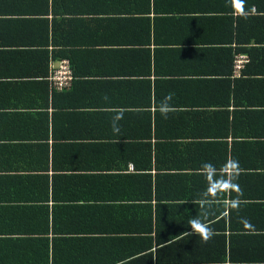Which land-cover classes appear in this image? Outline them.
<instances>
[{
  "label": "crops",
  "instance_id": "0c3cea01",
  "mask_svg": "<svg viewBox=\"0 0 264 264\" xmlns=\"http://www.w3.org/2000/svg\"><path fill=\"white\" fill-rule=\"evenodd\" d=\"M246 9L234 19L227 0H0V264H146L143 234L122 225L144 217L139 188L137 199L134 182L102 195L95 182L141 175L130 159L147 141L152 153L227 145L242 194L264 195V155L246 147L264 141V0ZM46 58L48 70L70 63L69 89L42 77ZM176 152V171H192ZM224 224L225 264H264V237Z\"/></svg>",
  "mask_w": 264,
  "mask_h": 264
},
{
  "label": "trees",
  "instance_id": "16d2710c",
  "mask_svg": "<svg viewBox=\"0 0 264 264\" xmlns=\"http://www.w3.org/2000/svg\"><path fill=\"white\" fill-rule=\"evenodd\" d=\"M45 56L48 57V54H45ZM54 57L55 54L51 59ZM48 71V58H46L43 63L42 77L46 78ZM167 146L170 147V144H156L153 148L154 153H152L150 143L147 141L145 145L141 146L140 152H136V159L131 157L134 171L142 172L141 175L103 174L98 177V182H95L102 195L108 194L107 190L112 192L121 188L124 184L134 182V191L129 193L134 194V199H137L138 196L136 195L139 188V198H142L144 203L139 207H135L139 208L140 214L144 217L140 220L122 223V225L123 227L129 226L130 232L143 234L141 235V239L144 241L142 250L144 249L146 253L144 258L146 264H225L226 240L220 231L225 229L224 223L226 221L230 233L247 232L246 234H252L248 237H258L259 235L264 237V195L256 194V196H252V194L246 193L239 195V209L230 212L224 207V204L229 199L238 197L232 192L218 199L214 213L207 220V223L216 221L214 227L211 226L215 235L207 242L209 253L195 254L193 246L190 244L194 242L197 246L199 244L201 248L203 242L198 236H189L186 230H188V220L197 217L200 213L196 200L198 194L206 186L204 177L199 175L198 171L204 162H211L216 168L220 166L218 162L225 163L228 148L227 145L222 144L211 146L209 144L192 143L183 145L182 148L177 149H180L181 152L187 151L186 155L189 157L187 168L192 171H176L184 167L177 160L175 162L172 160V154H178L179 152H176L177 149H167ZM246 147L248 149L254 147V152H258V155H264V141L247 144ZM158 151L161 153H157ZM151 171L155 173L151 175ZM65 178L69 179L70 177ZM242 179L246 184H259L258 179L263 180L262 178H254L251 175H242ZM66 187L74 188L76 185L72 184ZM69 194H71L70 191ZM254 197H256V201H251ZM100 199L110 198L103 196ZM111 199L113 198L111 197ZM151 217L154 219L152 220ZM99 227L101 226L99 225ZM101 230L102 228H100ZM182 236L187 237L179 240ZM185 248H190L192 254H180Z\"/></svg>",
  "mask_w": 264,
  "mask_h": 264
},
{
  "label": "clouds",
  "instance_id": "9594fccd",
  "mask_svg": "<svg viewBox=\"0 0 264 264\" xmlns=\"http://www.w3.org/2000/svg\"><path fill=\"white\" fill-rule=\"evenodd\" d=\"M227 4L231 10L234 19L248 18V11L246 9V0H227ZM173 94H169L161 101L156 109L159 111L162 118L166 119L168 114L172 111L169 101ZM107 99V97H105ZM123 119V113H115L111 117V130L119 136L120 125L119 121ZM198 174L204 177L205 188L198 194L196 203L199 206L200 213L197 217H193L187 222L186 230L189 236H198L203 243H207L215 235L214 229L207 223L209 217L214 213L215 205L218 199L225 194L237 192L236 199H229L224 207L230 212L238 210L240 206L239 195L242 191L239 185L235 182L240 175V165L236 160H227L221 169H217L211 162H204L201 164Z\"/></svg>",
  "mask_w": 264,
  "mask_h": 264
},
{
  "label": "built area",
  "instance_id": "2783aa9c",
  "mask_svg": "<svg viewBox=\"0 0 264 264\" xmlns=\"http://www.w3.org/2000/svg\"><path fill=\"white\" fill-rule=\"evenodd\" d=\"M48 80L54 91H65L72 85L73 76L71 65L67 60L52 63L49 67Z\"/></svg>",
  "mask_w": 264,
  "mask_h": 264
}]
</instances>
